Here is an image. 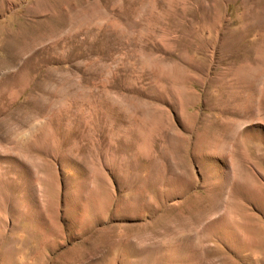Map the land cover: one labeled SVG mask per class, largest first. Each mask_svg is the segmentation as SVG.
Wrapping results in <instances>:
<instances>
[{
    "label": "rangeland",
    "instance_id": "374dc122",
    "mask_svg": "<svg viewBox=\"0 0 264 264\" xmlns=\"http://www.w3.org/2000/svg\"><path fill=\"white\" fill-rule=\"evenodd\" d=\"M0 264H264V0H0Z\"/></svg>",
    "mask_w": 264,
    "mask_h": 264
},
{
    "label": "bare ground",
    "instance_id": "6f19581e",
    "mask_svg": "<svg viewBox=\"0 0 264 264\" xmlns=\"http://www.w3.org/2000/svg\"><path fill=\"white\" fill-rule=\"evenodd\" d=\"M244 65H245V64H244ZM238 67H239V66H238ZM229 69H230V68H229ZM253 70H254V69H253ZM253 70H252V71H253ZM250 72H251V71H250ZM262 74H263V73H262ZM244 76H245V75H244ZM261 76H262V75H261ZM245 79H246V78H245ZM245 79H244V80H245ZM246 80H247V79H246ZM257 80H258V79H257ZM238 81H240V80H238ZM245 82H246V81H245ZM245 82H244V83H245ZM247 82H248V81H247ZM248 84H249V83H248ZM258 84H259V83H258ZM245 85H246V84H245ZM245 85H244V86H245ZM255 85H256V84H255ZM233 86H234V85H233ZM236 86H237V85H236ZM246 86H247V85H246ZM253 86H254V85H253ZM247 88H249V87H247ZM247 88H245V89H247ZM248 90H249V89H248ZM258 90H259V89H258ZM255 91H256V90H255ZM256 92H257V91H256ZM256 92H254V93H256ZM248 93H249V95H251L252 92H248ZM254 93H252V94H254ZM257 93H258V92H257ZM235 94H236V93H235ZM239 95H240V94H239ZM254 95L256 96L257 94H254ZM254 95H253V96H254ZM241 96H242V95H241ZM242 97H243V96H242ZM258 98H259V97H258ZM242 99H243V98H242ZM255 99H256V98H255ZM261 99H262V98H261ZM258 100H259V99H258ZM262 100H263V99H262ZM262 100H261V101H262ZM256 101H257V100H256ZM241 102H243V101H241ZM249 103H250V102H249ZM244 105H246V104H244ZM243 109H244V108H243ZM260 115H261V114H260ZM255 120H256V119H255ZM235 132H236V131H235ZM230 134H231V133H230ZM229 137H230V136H229ZM223 140H225V139H223ZM242 152H243V151H242ZM227 156H228V155H227Z\"/></svg>",
    "mask_w": 264,
    "mask_h": 264
}]
</instances>
